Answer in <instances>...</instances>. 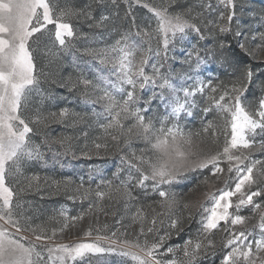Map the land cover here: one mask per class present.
Segmentation results:
<instances>
[{
    "label": "snow or ice",
    "instance_id": "1",
    "mask_svg": "<svg viewBox=\"0 0 264 264\" xmlns=\"http://www.w3.org/2000/svg\"><path fill=\"white\" fill-rule=\"evenodd\" d=\"M124 3L127 9L122 29L114 20L120 19L121 0H93L84 9L60 7L57 0H0V264H80L104 255L120 256L121 264H202L209 256L215 258L213 264H264V160L253 156L257 151L264 154V71H254L242 59L264 64V56L258 55L264 52V32L251 37L253 42L260 41L252 48L237 12L239 9L243 13L246 0H218L222 6L218 19L226 23L206 18V12L216 11L210 0L187 8L178 0ZM134 7L146 10L156 20L154 32L138 22ZM81 18L89 29H101L100 37L90 38L88 33L79 32L75 23ZM234 20L235 30L231 27ZM104 33L116 39L93 47L94 43H103ZM226 33L236 37L238 53L232 51L230 42L219 38ZM78 38L85 45L76 50L74 59L82 60L93 78L81 73L60 86L79 93L78 99L85 105L103 109L94 113L107 120L99 127L118 144L122 140L126 154H121L113 179L101 177L95 189L89 182H95L93 173L98 170L91 167L87 182L81 177L73 187L69 177L52 183L70 201L115 199L124 201L126 210L138 199L134 195L137 189L145 199L158 197L156 204L162 211L149 204L151 218L143 207L132 214L133 223L139 225L135 239H128L129 234L119 230L101 235L107 224L101 227L97 222L93 227L89 222L85 227L84 220L93 212L91 203L74 216L62 207L57 213L60 227L53 228L50 235L41 226H28V218L21 211L20 197L25 188L19 187L17 177L23 176L25 165L46 163L43 150H51L54 145L64 152L53 153V159L69 152L76 158L74 138L53 136L49 126L69 121L74 126L84 120L83 116L67 107L46 115L25 113L30 94L39 84L36 52L41 43L49 55H54L52 48L67 50ZM178 44L184 47L178 50ZM217 57L222 66L231 69L227 82L202 75V66ZM168 60L178 61L186 69L176 83L171 71H162L165 65L160 61ZM198 95L207 104L203 113L214 110L223 120L220 133L211 121L201 130L211 133L214 143L223 135V145L214 152L204 151L194 142L193 137L201 132H185L181 126L183 119L195 117ZM110 130H118L119 135H111ZM257 136L261 137L259 142ZM133 140L142 141L146 147L138 153L127 152ZM101 149L107 152L108 144L93 141L91 148L80 151V157L91 160L93 155H100ZM198 177H202L199 185L214 190L206 191L204 200L196 205L183 204L184 209L195 208L200 217L196 236L183 244L169 245L173 233L184 231L182 219L172 218L173 209L180 203L172 188L181 180ZM25 180L30 189L40 177L33 175ZM12 181H17L15 187ZM216 183H222V187L214 188ZM246 209L252 215H242ZM162 217L168 220L167 228ZM252 220L256 223L249 227ZM71 229L79 234L68 242L53 243ZM217 232H223L219 244L210 238Z\"/></svg>",
    "mask_w": 264,
    "mask_h": 264
},
{
    "label": "rangeland",
    "instance_id": "2",
    "mask_svg": "<svg viewBox=\"0 0 264 264\" xmlns=\"http://www.w3.org/2000/svg\"><path fill=\"white\" fill-rule=\"evenodd\" d=\"M187 0H178V3L183 7L187 8L189 6L207 3L209 0H193L191 4L186 7ZM264 2V0H246V3H258ZM60 7H71L75 9H84L87 5L93 3V0H57ZM156 4L166 2V0H152ZM213 7L216 9L211 14H218L222 10V6L219 5L218 0H210ZM257 6V5H256ZM121 13L120 19L114 20L116 23L121 25L123 29L124 26V10L127 9V4L124 3V0H121ZM139 7L133 8V14L138 18L141 17L142 21H138L142 24L143 27H147L150 32H154L156 28V20L151 17L150 14L144 10V13L138 11ZM177 11L181 10L179 8L175 9ZM198 11L200 9H197ZM93 13L95 14L96 9L93 4L92 8ZM209 16V14L206 12ZM76 28L79 32L88 33L91 38L93 35L100 37L101 29H89L88 25L83 21V18L79 22L75 23ZM103 43H94L93 47H103L105 43L110 44L116 39L115 35H110L109 33H104L101 37ZM152 47H156V40L153 39ZM85 45V41L82 39H77L73 41V47H70L67 50H61L58 48H52L54 55L48 54V48L45 47L44 43H41L40 48L36 52V72L39 79V84L36 90H34L29 97V103L27 105L28 111L25 115L33 116L37 112L42 114H47L50 111H58L60 108L67 107L75 113H79L84 117L82 122L76 123L74 126L69 121L66 124H50L51 135L59 136L65 135L73 137V151L76 153V158H73L71 152L67 155H59L53 159V153H63L64 149L58 145H54L51 150L44 149L45 162L37 161L28 165H25V170L23 176L17 177L19 181V187L25 188V191L21 194L20 203L22 204V213L25 217L28 218L30 227L41 226L48 231V234H51L53 228H59L60 225L57 223L59 216L57 213L63 207L68 210L69 216H74L79 214L82 211H85L89 207V203L93 205V212L86 217L84 220V226L86 227L89 222L93 224V227L96 226L97 222L102 227L107 224L108 229L104 232H101V235H110L111 232L119 230L120 232H127L128 239H135V233L139 230V225L134 224L132 221V214L135 213L138 207H143L148 213L149 218H151L152 212L148 209V205L151 204L157 212L162 211L156 201L159 199L156 196H151L150 199H145L140 190H135L134 195L138 199L131 205L127 207L124 201L118 200H97L95 197H89L88 200L81 202L79 199L76 201H70L63 192H57L55 185L52 181H62L65 178H71L74 181L73 187L75 184H78L80 178L82 177L86 182L88 181V176L90 172V167L98 170L97 173H93L94 181L91 183L93 189L96 188V184L99 183L101 177L107 179H113V173L116 171L117 166L120 164L121 154H126L124 152L125 146L123 145L122 140L118 144L116 141L111 140L110 135L105 132L104 129L99 127V124H106L107 120L102 117H97L94 115L96 112H102L103 109L96 105L95 107L91 105H85L80 99H78L79 93L73 92L70 93L67 88H62L60 85L63 84L69 77L75 79L78 75L83 73L87 78L92 79L93 73L87 69L83 61L80 59H74V54L76 50ZM147 43L145 47H147ZM49 47L51 45L49 44ZM183 45H177V49L182 48ZM256 48V47H255ZM171 55V53H170ZM258 55L264 56V52L259 53ZM169 61V60H168ZM157 60L154 59L153 63H156ZM164 63L165 67L167 61H160ZM99 66V65H97ZM164 67V68H165ZM162 69V71L164 70ZM151 72V68L148 69ZM107 75V72H104ZM173 82L176 83V74L174 75ZM53 81H56L54 84ZM192 83V82H191ZM190 83V84H191ZM125 127H127V121L124 122ZM184 128V127H183ZM185 132H190L186 131ZM85 133L87 134L85 136ZM111 135H119V131L110 130ZM33 140L37 143V137L33 136ZM194 142L199 145V148L204 151H216L219 147L223 145V141L219 138L216 139V142H213V137L211 133L203 134L199 137H193ZM261 139L260 136H257V141ZM93 141L97 143H107L108 150L107 152L104 149H101L100 155H93L91 160L80 157V151H87L88 148L92 147ZM85 145L88 147L86 148ZM146 145L142 141L133 140L131 142V148L127 149V152L132 150H137L145 148ZM255 159L264 160V154H261L259 151L253 154ZM63 165V167L61 166ZM37 175L40 177V181L37 184L33 182V186L28 189L27 181L25 177H31ZM126 175V174H125ZM125 176H121L120 179H124ZM118 183V181H114ZM189 180L179 181L173 188L172 191L176 193V198L180 202L177 207L173 209L172 218H181L182 227L184 229L179 235L173 233L171 240L168 241L169 245L183 244V242L188 239L190 236L195 238L197 230L199 228V215L196 213V209L192 208L184 209L183 204L189 203L192 205L198 204V202L204 200V193L206 191L214 190L210 188H205L199 183L188 184ZM13 186L15 187L17 181H12ZM185 184V185H184ZM87 186V184L85 185ZM222 187V183H216L214 188ZM235 199V198H233ZM257 202H261L257 200ZM189 211L192 213V218L189 219ZM107 213V214H106ZM242 215L250 216L252 215L249 209L244 210ZM55 218V219H53ZM164 228H167L168 220L165 217ZM256 223V220H252L249 223V227L252 224ZM79 234L77 229H71L66 232L65 235H58L53 243H62L68 242L72 236ZM30 235V234H29ZM82 235V234H80ZM95 235V233H94ZM217 244L220 243L223 238V232H217L213 237ZM151 239V237H149ZM171 258V257H169ZM215 258L209 256L208 259L204 260L203 263L213 264ZM122 258L118 255H104L91 258V264H100L110 263V262H120ZM86 261V260H84ZM83 262V261H82ZM218 264V261H217Z\"/></svg>",
    "mask_w": 264,
    "mask_h": 264
},
{
    "label": "trees",
    "instance_id": "3",
    "mask_svg": "<svg viewBox=\"0 0 264 264\" xmlns=\"http://www.w3.org/2000/svg\"><path fill=\"white\" fill-rule=\"evenodd\" d=\"M193 2V0H187L186 1V7L187 5L189 6ZM257 5V6H256ZM262 10H264V2H258L254 4L253 2L246 3L245 10L243 13H240V10L238 9V17H239V23L240 27L245 30V36L248 37L250 46L255 49V47L260 43L259 39L255 40L254 42L251 40V37L255 35L257 32H264V19H262ZM138 11H141L144 13V10L138 9ZM206 18L207 19H213L217 20L219 23H226V21H219V15L218 14H207ZM140 20L142 21V14L141 17L139 16ZM231 27L233 30L236 29L237 27V22L234 20L232 22ZM220 39H226L227 42H230L232 44V51L238 53L239 50L236 48L237 44V39L232 33H226L222 34ZM241 39H244L243 37ZM195 43V41H193ZM209 46H211L212 41H208ZM204 46V42H201L200 47ZM184 47V46H183ZM179 59H183V57H180ZM243 62L250 64L253 67V70L256 72L264 71V64H260L258 61H252L248 57H243ZM164 62V61H163ZM186 69L182 68L180 66V63L178 61H173L169 60L167 61V65L164 68V72H169L171 71L173 73V78H175L176 74V79H179V74L183 73ZM231 72V69L228 68L226 65L222 66L219 57H217L215 60H212L209 58V62L206 65L202 66V75L204 77H218L220 81L227 82L231 77L228 75V73ZM215 82V81H214ZM189 84L191 81L188 82ZM188 86V85H185ZM207 93H205L206 95ZM256 95H259V92H256ZM254 97L250 96L249 99H253ZM198 107L194 109L195 117H188L186 119H183L181 121V126L184 127L186 131H190L191 133H197L201 132L203 126L207 124L209 121L213 123V125L216 127V130L218 133L221 132L223 128V120L221 119L220 114H218L216 111H211L208 114L203 113L202 109L207 106L205 102H203L202 98L198 95L196 97ZM155 108V105L153 106ZM162 113V109H161ZM218 138L223 141V135H219ZM223 143V142H222ZM207 174V173H205ZM190 175H195V174H190ZM199 179H202V177H198L197 179H189L188 184H193V183H199ZM185 185V184H184ZM90 260H86L83 262H80V264H91ZM100 264H121L120 262H110V263H100ZM202 264H207L206 262Z\"/></svg>",
    "mask_w": 264,
    "mask_h": 264
}]
</instances>
